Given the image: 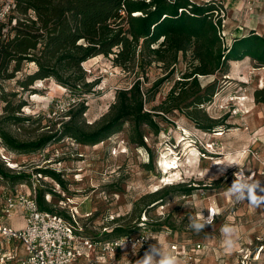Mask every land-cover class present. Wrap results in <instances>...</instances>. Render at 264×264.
Returning a JSON list of instances; mask_svg holds the SVG:
<instances>
[{"label": "rangeland", "instance_id": "374dc122", "mask_svg": "<svg viewBox=\"0 0 264 264\" xmlns=\"http://www.w3.org/2000/svg\"><path fill=\"white\" fill-rule=\"evenodd\" d=\"M241 1L215 0L225 13L224 33L232 37L241 28L244 32L257 30L264 34V28L259 30L257 22L261 5L257 6L255 0L256 10L247 15L237 8ZM82 67L86 81L93 84L84 88L85 93H73L53 77L36 80L30 86L33 91H29L22 90L19 82L37 67L34 62L24 63L14 78L1 82L0 96L3 91L17 92V98L27 101L19 115L30 119L7 127L21 139H34L59 129L69 120L70 109L74 111L80 106L79 102L87 106L80 118L82 125L98 124L116 101L117 91L130 87L138 78L146 89L169 72L160 63L145 69L139 65L123 69L113 64L112 55L103 54L83 62ZM186 68L187 62L181 55L174 71L168 74L170 79L161 85L155 100L145 105L146 110L165 99L172 78L181 76ZM199 79L203 87L215 86L208 100L166 114L159 122L158 133L145 127L146 147L131 142L130 122L95 145L65 137L31 153L9 151L0 138V160L12 173L21 171L31 176L23 186L5 180L1 184L13 191L18 188L30 192L35 186L37 190L53 189L56 194L46 193V201L68 215L77 213L79 226L94 239H117L104 237L119 223L138 226L136 232L127 235L129 239L124 246L113 249L105 258L98 259L97 249L91 256L94 264H134L149 244L156 242L165 251L178 255L181 264H264V208L250 207L247 201L233 202L225 195L239 168L264 184V104L257 103L253 97L255 89L263 86L264 66L252 58L242 59L231 63L226 71ZM73 97L77 99L75 103ZM3 106L0 99V117ZM203 125L212 128L205 129ZM225 166V175L216 179ZM42 169L58 171L67 190L42 173ZM180 184L193 186L195 190L179 195ZM169 185L179 186L167 194L163 205L147 213L143 211L139 218L134 215L135 204L144 195ZM142 207L144 204H140L139 208ZM202 210L205 217L209 210L215 211L214 224L206 226V233L196 234L188 228L187 218L199 217ZM117 218L123 219L114 222ZM162 221L165 222L157 225ZM225 224H234L240 230L241 239L231 253L225 252L222 244L220 229ZM143 237L150 239L145 241ZM83 261L91 264L86 259Z\"/></svg>", "mask_w": 264, "mask_h": 264}, {"label": "trees", "instance_id": "16d2710c", "mask_svg": "<svg viewBox=\"0 0 264 264\" xmlns=\"http://www.w3.org/2000/svg\"><path fill=\"white\" fill-rule=\"evenodd\" d=\"M16 1L17 25H13L7 35H1L0 23V86L3 80L14 78L24 63L34 62L36 70L19 82L22 90L30 91L36 80L53 77L71 92L85 93L84 88L93 84L86 81L82 64L101 54L112 55L113 64L123 69L135 65L145 69L160 63L166 72L169 71L168 74L174 71L182 55L187 68L181 76L172 78L167 96L151 110H146L145 105L155 100L161 85L170 79L168 74L146 89L138 78L130 87L117 91L116 101L98 124L82 125L80 118L87 106L79 102L80 106L74 111L69 108V120L63 122L59 129L29 140L19 138L7 127L30 119L19 115L27 101L17 98V92L8 94L3 91L0 96L4 102L0 138L9 151L31 153L65 137L95 145L119 131L126 122L131 123V142L146 147L145 127L158 133L159 122L165 119L166 114L192 108L208 100L215 86L203 87L200 76L226 71L231 63L242 59L252 58L264 66V34L257 33V30L244 32L237 29L234 36L225 38L222 34L223 17L219 15L222 7L215 0ZM253 94L257 103L264 104V80L263 86L255 89ZM203 126L209 130L212 128ZM12 172L0 160L1 180L18 184L31 178L25 172ZM41 172L67 190L66 182L58 171L42 169ZM178 186L169 185L144 195L135 204L134 215L139 218L143 211L147 213L151 208L163 205L167 194ZM180 186L177 189L179 195H188L195 190L193 186ZM46 193L56 194L53 189H38L37 199L41 209L70 218L66 211L57 210L46 201ZM140 204L144 207L139 208ZM122 219L117 218L114 222ZM137 227L119 223L106 232L104 238L130 235L137 231ZM153 230L159 229L153 227Z\"/></svg>", "mask_w": 264, "mask_h": 264}, {"label": "built area", "instance_id": "2783aa9c", "mask_svg": "<svg viewBox=\"0 0 264 264\" xmlns=\"http://www.w3.org/2000/svg\"><path fill=\"white\" fill-rule=\"evenodd\" d=\"M255 0H246L249 14L254 13ZM16 0L0 2L1 35H7L17 25ZM218 14V12H217ZM219 15L224 17V10ZM223 36L228 38V34ZM75 103L76 97L71 98ZM23 186L24 183H20ZM30 192L14 191L1 184L0 179V264H78L86 259L91 264L92 251L99 250L98 259H103L113 249L129 239L127 235L114 240H94L83 233L72 212L66 218L56 212L41 209L37 199V187ZM24 225L16 227L7 221L19 213Z\"/></svg>", "mask_w": 264, "mask_h": 264}, {"label": "clouds", "instance_id": "9594fccd", "mask_svg": "<svg viewBox=\"0 0 264 264\" xmlns=\"http://www.w3.org/2000/svg\"><path fill=\"white\" fill-rule=\"evenodd\" d=\"M226 166L220 169L216 177L225 175ZM225 195L230 198L233 202L247 201L250 207L253 208H264V184L262 180H257L250 173L246 174V170L240 169L234 173V180L225 192ZM215 211L209 210V215L205 217L203 210L200 216L190 215L188 219V228L196 234L205 232L206 226L211 225L213 227ZM206 233V232H205ZM222 244L225 252L231 253L239 244L241 239L240 230L238 226L234 224H225L220 229ZM145 241L150 238L143 237ZM126 241L119 245L124 246ZM142 244V242H140ZM136 242L132 245L134 253ZM127 254V253H126ZM134 264H181V260L178 255L165 251L163 246L158 242L149 244L145 250L144 255L135 260Z\"/></svg>", "mask_w": 264, "mask_h": 264}, {"label": "crops", "instance_id": "0c3cea01", "mask_svg": "<svg viewBox=\"0 0 264 264\" xmlns=\"http://www.w3.org/2000/svg\"><path fill=\"white\" fill-rule=\"evenodd\" d=\"M245 2H246V0H242L240 3V5L237 7V8H239L238 10L240 11V10H243V12H245L247 15L249 14V10L245 7ZM257 6L258 5H261V13L259 14V16H258V20H257V22H258V24L260 25V28H259V30H261V29H263L264 28V0H257ZM256 9H254V11H255ZM257 11H258V9H257ZM238 29H241V28H238ZM236 32V31H235ZM259 32V31H258ZM259 34H262V33H260L259 32ZM16 216L13 218V219H11V220H9V221H7V223L8 224H11V225H13L14 223H18L17 224V226L16 227H21V226H23L24 225V222H23V219H22V217H21V215H20V212L19 213H16L15 214ZM16 219V220H15ZM17 219H19V220H17ZM21 219V220H20ZM14 221H16V222H14ZM18 221H20V222H18ZM15 226V225H14ZM96 251V250H95ZM95 251H92V253H91V256L94 254V253H96ZM84 259H81V260H79V262H78V264H83V261ZM85 263V262H84Z\"/></svg>", "mask_w": 264, "mask_h": 264}]
</instances>
